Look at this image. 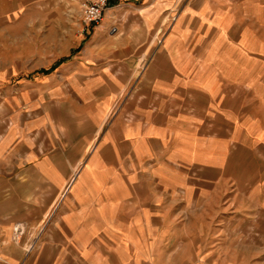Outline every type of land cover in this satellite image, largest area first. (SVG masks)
Instances as JSON below:
<instances>
[{
    "label": "crops",
    "instance_id": "1",
    "mask_svg": "<svg viewBox=\"0 0 264 264\" xmlns=\"http://www.w3.org/2000/svg\"><path fill=\"white\" fill-rule=\"evenodd\" d=\"M67 49L0 57V264H264V0H112Z\"/></svg>",
    "mask_w": 264,
    "mask_h": 264
},
{
    "label": "rangeland",
    "instance_id": "2",
    "mask_svg": "<svg viewBox=\"0 0 264 264\" xmlns=\"http://www.w3.org/2000/svg\"><path fill=\"white\" fill-rule=\"evenodd\" d=\"M21 13L8 17L6 31L0 32V57L8 62L20 58L24 76L32 75L38 64L67 52L68 44L76 42L81 35L79 2L28 1L24 2ZM258 245L256 242L250 246L251 251H260ZM248 260L253 261L249 264H263L261 256L248 257Z\"/></svg>",
    "mask_w": 264,
    "mask_h": 264
},
{
    "label": "built area",
    "instance_id": "3",
    "mask_svg": "<svg viewBox=\"0 0 264 264\" xmlns=\"http://www.w3.org/2000/svg\"><path fill=\"white\" fill-rule=\"evenodd\" d=\"M110 1L112 0H86L80 3L81 34H84L90 26L100 22ZM15 233H19V229H16Z\"/></svg>",
    "mask_w": 264,
    "mask_h": 264
}]
</instances>
